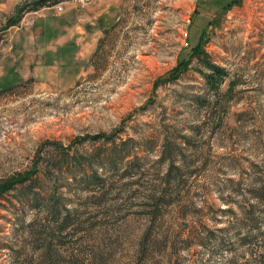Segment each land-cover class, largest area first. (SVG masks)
Instances as JSON below:
<instances>
[{"label":"rangeland","instance_id":"374dc122","mask_svg":"<svg viewBox=\"0 0 264 264\" xmlns=\"http://www.w3.org/2000/svg\"><path fill=\"white\" fill-rule=\"evenodd\" d=\"M68 1L100 14L49 82L9 56L32 11L0 20V183L34 172L0 264H264V0Z\"/></svg>","mask_w":264,"mask_h":264},{"label":"crops","instance_id":"0c3cea01","mask_svg":"<svg viewBox=\"0 0 264 264\" xmlns=\"http://www.w3.org/2000/svg\"><path fill=\"white\" fill-rule=\"evenodd\" d=\"M24 1L0 0V20L12 17ZM63 5L61 12H56L53 6L28 12L15 25L7 27V45L14 44L9 56L15 61L18 79L31 77L49 82V78L56 75V65L64 69L66 61L76 58V48L100 12L88 5L75 10L76 6L69 1Z\"/></svg>","mask_w":264,"mask_h":264},{"label":"trees","instance_id":"16d2710c","mask_svg":"<svg viewBox=\"0 0 264 264\" xmlns=\"http://www.w3.org/2000/svg\"><path fill=\"white\" fill-rule=\"evenodd\" d=\"M64 1H68V0H62V1L61 0H31V1H27L19 5L18 11L20 12H24L25 10L37 11V10L42 9L43 7L54 6ZM105 32L106 30H103V33ZM94 57H95V54L92 56L91 61H93ZM188 58H189L188 59L189 62L191 59H196L207 70V73H203V77L205 78L208 87L211 90L218 91L220 83L222 82L223 78L226 76L225 70L222 67L216 66L215 64L211 63L208 60L207 55L204 52H202L201 49L193 50L190 53V56ZM179 65L186 67V64L183 65L182 62H179L178 66ZM178 70L179 68L176 69V71H174V75L172 76V78H176L177 76H179L180 73L178 72ZM231 85L233 86L234 82H232L230 86ZM93 139H98V137L96 138L94 137ZM34 167L36 168V165ZM33 174H34L33 170L26 172L24 174H16L9 180H6L3 183H0V201L2 200L3 195L5 193H8L9 191H11L15 187V185L23 184L26 180L33 177ZM249 220H250L249 221L250 225L254 226L253 225L254 221L252 219H249ZM260 263H263V262L261 261Z\"/></svg>","mask_w":264,"mask_h":264},{"label":"built area","instance_id":"2783aa9c","mask_svg":"<svg viewBox=\"0 0 264 264\" xmlns=\"http://www.w3.org/2000/svg\"><path fill=\"white\" fill-rule=\"evenodd\" d=\"M58 10H61V8L59 7Z\"/></svg>","mask_w":264,"mask_h":264}]
</instances>
